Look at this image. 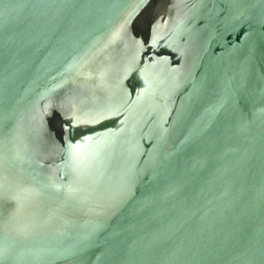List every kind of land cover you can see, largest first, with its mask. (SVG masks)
<instances>
[{
	"label": "water",
	"instance_id": "1",
	"mask_svg": "<svg viewBox=\"0 0 264 264\" xmlns=\"http://www.w3.org/2000/svg\"><path fill=\"white\" fill-rule=\"evenodd\" d=\"M0 264H264V0H0Z\"/></svg>",
	"mask_w": 264,
	"mask_h": 264
}]
</instances>
